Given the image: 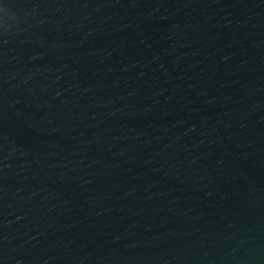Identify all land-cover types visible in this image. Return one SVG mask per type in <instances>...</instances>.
<instances>
[{
    "label": "water",
    "instance_id": "95a60500",
    "mask_svg": "<svg viewBox=\"0 0 264 264\" xmlns=\"http://www.w3.org/2000/svg\"><path fill=\"white\" fill-rule=\"evenodd\" d=\"M0 264H264V0H0Z\"/></svg>",
    "mask_w": 264,
    "mask_h": 264
}]
</instances>
